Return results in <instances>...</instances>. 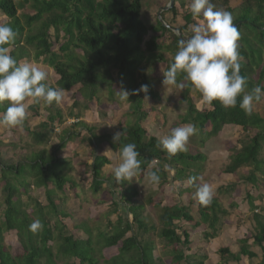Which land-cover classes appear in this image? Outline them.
I'll return each mask as SVG.
<instances>
[{
  "label": "trees",
  "instance_id": "obj_1",
  "mask_svg": "<svg viewBox=\"0 0 264 264\" xmlns=\"http://www.w3.org/2000/svg\"><path fill=\"white\" fill-rule=\"evenodd\" d=\"M144 1L0 0V15L6 18V23L10 24L17 34L10 54L18 62L32 58L35 63L41 62L48 66L57 77L55 83L47 81L48 85L53 88H64L65 93H74L75 101L69 117L77 121L73 125V130L70 127L59 133L58 145L54 146L51 137L55 126L64 122L61 108H57L58 104L55 102L47 104L31 101L27 108L30 116H27L22 126L10 128L13 132L15 128H20L30 133L34 147L41 150H37L27 160L16 165L5 164L0 160V164H3V169L0 170L4 180L3 191L6 194L4 221L0 222V264H43L42 261L44 264H58V262L100 264L101 261L103 264H148L144 249L149 248L151 254L155 250L153 243L150 245L148 243L151 242L143 238L150 232L149 230L155 232L156 227H150L140 221V218H144L145 206L135 200L136 191L124 190L125 180H113L115 189L122 191L119 198L121 205L113 202V206L122 207L123 211L132 215L134 225L138 228V236L133 233L134 228L130 222L123 219H118L115 225H109L113 231L111 235L99 233L106 237L103 242L101 238L99 241L96 237L93 238L89 228L77 227L78 232H84L87 236L83 238L70 233L63 224L61 219L67 215L59 213L53 199L57 196V192H64L67 186L73 190L77 185L69 176L72 171L71 163L58 158L57 154L66 145L71 144L81 130H86L89 134V139L82 141L90 142L99 153L94 157L91 165V189L94 194H99L103 184L108 182L103 176V170L111 162L104 155L105 149H110L114 153L119 152L126 143H135L137 146L142 159V170L139 174L141 177L159 169L161 180L157 187L165 195V190L168 189L166 185L169 183L168 167L175 171L172 179L175 182L183 183L190 177H198L201 166L197 163L204 161L203 155L192 154L188 150L170 156L157 146L159 139L149 136L147 128L141 125V122L147 118V114L141 110L143 100L159 99V95L154 93L153 86L147 79L145 68L154 63L157 65L164 63V72L168 70L173 59L167 61L162 51L171 53L174 57L180 43L179 37L170 29L163 27L158 20L155 29L151 27L152 37L146 41L149 29L141 19ZM179 1L183 0H175V3ZM212 3L216 8L233 14L234 23L240 32L238 45L240 55L243 57L240 61V74L247 80L246 94L257 85L262 86L264 81V0H244L237 8L230 7L229 0H212ZM27 10L28 12H25ZM182 13L181 19L184 25L179 27L178 31L188 39L192 36V33L188 32L189 26L195 24L196 19L200 17H194L188 9ZM167 14H172L176 19L179 14L177 7L174 5V8L164 13L162 17L165 18ZM182 78L183 74L177 77L178 80ZM145 84L148 85V92L138 91L141 85ZM116 85L120 89L127 87L131 91L130 110L136 120L120 128L119 133L122 134L115 142L116 133L96 135L93 128L87 127L80 121L81 114L78 110H87L91 103L98 104L100 94L104 91H108L113 100L116 95ZM191 90V86L185 87L184 101L187 102L188 108L181 117L180 124L182 126L192 124L198 129V135L202 136L201 146H204L207 140L218 137L226 128H240L246 139L240 141V149L229 157L225 174L235 175L242 169L250 168L251 171L244 181L257 189L258 175L264 177V161L260 160L264 148V117L253 111L249 115L242 110L239 107L242 97L238 98L236 107L226 108L218 101H213L209 103L208 110L198 111L189 100ZM7 106V102L0 103V115L6 111ZM42 109L47 111L43 121L39 120L42 119ZM34 118H39V121L37 129L32 130L29 123ZM250 135L252 137H249ZM16 140H19L18 137ZM3 145L0 142V148ZM8 147L15 149L17 143L13 141ZM154 164L157 167L149 170ZM164 166H168L167 169ZM24 169L29 172H25ZM11 175L16 178L13 182V179L9 180ZM25 175L33 180L31 185L28 178H25L27 180L25 195L29 193L30 188L36 187L45 190L48 201L46 206L34 202L33 216L43 224L42 230L38 232L29 229V215L24 214L21 217L16 209L24 205L15 201V198L20 195L19 186H22L19 184V176L25 177ZM193 189H196L195 186H192V189L179 191L180 198L183 195L188 197L187 205L180 201L164 206L165 202L160 197L148 201L149 205L160 211V231L157 236L171 247L169 252L171 264H207V256L199 258L193 251L192 232L195 230L196 237L202 236L206 241L216 238L219 232L218 201L213 199L207 206L198 201L197 205L191 206L190 196L195 192ZM246 198L250 212L258 211L259 207L254 204L255 199L249 194ZM134 204L140 205L141 214H133L138 211L137 205ZM25 215L28 218L21 222ZM254 218L257 224L255 234L250 238L238 240L237 253L231 250L229 244L221 245L216 253L220 259L218 264H243L245 260H256L258 256L252 248L261 250L263 257L258 264H264V219L260 215H255ZM26 223L29 233L24 232L23 226ZM14 231L17 232L24 252L22 257L16 259L12 258L3 245V235ZM128 234L132 235L127 237ZM93 245L98 249L96 252L98 258H95L96 255L93 257L90 255L93 252L91 250ZM133 251L135 255H129Z\"/></svg>",
  "mask_w": 264,
  "mask_h": 264
},
{
  "label": "rangeland",
  "instance_id": "obj_2",
  "mask_svg": "<svg viewBox=\"0 0 264 264\" xmlns=\"http://www.w3.org/2000/svg\"><path fill=\"white\" fill-rule=\"evenodd\" d=\"M243 1L244 0H229L230 7L237 8L243 3ZM168 4L169 0L144 1L141 19L149 29L146 41H149L150 37L153 35L151 27H156L159 11L164 9ZM190 4L191 0H183L175 3L179 13L176 19L173 18L172 14H167L165 18H163L162 15L164 13H168V11L162 12L161 17L169 27L174 30H178L179 27L184 25V22L181 19L183 16L182 12H186L187 9L188 11H191L189 9ZM25 12H28V10ZM201 18L202 17L196 19L195 23H198ZM6 22V18L0 15V23ZM22 25H24L23 22ZM188 32L192 33L191 25L188 28ZM162 53L167 61H171L173 59L171 53H164L163 51ZM22 62L35 63L32 61V58L23 60ZM35 64L41 66L48 72V82L55 83L57 77L48 66L41 62ZM164 65V63L161 65L154 63L150 66H146L145 73H147V79L150 84H152L154 93L159 95V99L153 101L152 99L145 98L141 109L147 114V118L141 122V125L147 128L149 136H155L159 140L169 135L172 128L182 126L180 124V119L185 115L188 108L187 102L184 101L185 88L180 90L173 86L163 85ZM262 86H264V81ZM121 91H127L129 93L128 99L121 98ZM73 94V92L65 93L64 99L57 105V108H61L64 122L62 125L55 126L54 134L51 137V142L55 144L54 146L58 145L59 133H62L63 129L70 127L73 130V125L77 122L69 117V113L72 110V105L75 101ZM130 94L131 91L127 87L120 89L119 86L116 85V95L112 100L109 92L104 91L100 94V101L98 104L91 103L89 104V108L87 110H78L81 114L80 121L84 122L87 127L93 128L96 135L114 134L120 132L121 127L134 123L136 120L130 110ZM188 97L198 111H205L209 109V103L204 101L199 91L194 88H192ZM30 103L31 101L28 102V106ZM82 103L86 104L84 101ZM41 111L42 119H38L43 121L46 118L47 111L43 109ZM253 112L264 117V102L256 104ZM28 115L30 116L29 113ZM38 119L34 118L29 123L32 130L37 129ZM14 131L15 132H13V130L11 131L8 127L0 126V142L4 144L0 148V160L5 164L16 165L18 162L27 160V158H29L34 152H37V150H41L40 148L37 149L34 147L30 133H26L20 128H15ZM16 137H18L19 140H16ZM249 137H252V135ZM82 139H89V134L86 130H81L75 140H73L71 144L66 145L64 149L57 154L58 158L68 160L71 163L72 171L69 173V176H71L77 185V187L73 190L67 186L64 192H57V196L53 199L54 203L58 207L59 213L67 215V217L64 218L61 217L63 224L67 227L70 233H75V236L83 238H86L87 236L84 232H78L77 227L84 226L86 229L89 228L93 238L96 237L98 241L101 238L103 242L106 237L104 234L99 235V233L104 232L108 234V236L111 235L113 231L109 225H115L118 219H123V221L130 222L131 226L134 228L133 233L138 236V228L137 225H134L132 215L123 211V209H121L122 207L115 208L113 206V202L120 203L119 198L122 193L119 189H115L113 183V180L116 179L114 177V167L120 162L119 152L114 153L112 151H108L110 149H105L104 155L108 157L111 162V167L106 166L103 170V176L105 177V180H108V182L103 184L99 194H94L91 189V165L94 157L99 153L98 150L91 146L90 142H87L86 140L82 141ZM201 139L202 136H199L198 133L191 137L188 143V150L192 154L198 153L205 157L204 161L197 163V165L201 166L198 177L202 178V181H197V183L207 182L213 187L215 192L213 199L218 201L221 213H218L220 223L217 226L219 232L216 238L210 241L204 240L202 236L197 238L196 231L193 230L192 248L194 253L199 258L207 256V264H218L220 263V259L216 253L221 245L229 244L231 246V250L234 253H237V246H239L237 244L238 240L244 237H251L256 232L257 224L254 220V216L260 215V217H263L264 219V177L262 175H258L259 182L256 189V187L246 184L244 181L245 177H247L251 171L250 168L242 169L235 175L225 174V169L229 163V157L234 153V151L240 149V141H244L246 139L240 128H226L221 134H219L218 137L207 140L204 146L200 145ZM13 141L17 143V147L15 149L8 147V145ZM260 160L264 161V148L260 155ZM2 167L3 164H0V170L3 169ZM155 167H157L156 164L151 166L149 170L155 169ZM167 167L168 166H164L166 169ZM167 170V179L169 180V183L166 185L168 188L165 190L166 195L164 192L159 190L157 186L148 182L146 174H144L143 177L137 175L134 180L131 181L125 180L126 184L124 186V190H131V192L136 191L137 198L135 200L138 201L140 205L145 206L144 218H140V221L150 227H156L155 232L149 230L150 232L143 238V240L151 242L148 244L151 245L153 243L155 250L151 254V251L148 250L149 248H143L145 250L144 255L148 264H171V256L169 254L171 247L167 246L164 240L157 236V233L160 231V211H158L154 206L149 205L148 201L155 200L156 197H160V199L165 202L164 206L167 204L173 205L176 202L179 203L180 201H183V203H186L187 205L189 203L187 201L188 197L183 195V197L180 198L179 191L187 188L192 189V186H195L194 184H189L188 180L183 183L173 181L172 179L175 175V171L169 169V167ZM20 171L23 172V170ZM24 171L29 172L26 169H24ZM1 173L2 172L0 171V222H3V215L5 211L4 200L6 199V194H4L3 191L4 180ZM26 175L25 177L19 176V184L22 186H19L20 195L16 196L15 201H19L24 204L21 208L16 207L17 213L21 214V217H23L24 214H28L31 224L36 219L33 216L35 211L34 202L40 203L42 206H46L48 201L45 196V190H39L36 187L30 188L29 193L25 195L24 191L27 180L31 185L33 182L32 178H28L29 176L26 177ZM10 178L13 179L12 182L16 179L12 177V175L9 176V180ZM25 178L28 179L25 180ZM15 184H17L16 181ZM193 190L196 191V189ZM247 194L251 195L255 199L254 204L259 207L258 211L250 212V207L246 198ZM190 198L192 202L191 206L197 205L198 200L195 197V192H192ZM123 204L127 207L125 203ZM17 205H19V203ZM140 205H137L138 211L133 213L134 215L142 213V209L139 207ZM26 215L21 222L28 218V215ZM196 220H198V216H196ZM23 228L25 229L24 232L27 233V223L23 226ZM131 235L132 234H128L127 237ZM3 239L5 250L11 254L12 258L16 259L24 255L16 231L5 233L3 235ZM144 245L145 244H143V246ZM91 250H93V252L92 254L90 253V255L93 257V255H96L98 249L95 245H93ZM254 251L258 258L253 261L245 260L243 264H258L261 262L263 257L261 250L254 248ZM129 255L134 256L135 252L133 251ZM95 258H98V256L96 255ZM42 263L44 264L43 261ZM58 264L60 263L58 262ZM100 264H103V261H101Z\"/></svg>",
  "mask_w": 264,
  "mask_h": 264
},
{
  "label": "clouds",
  "instance_id": "obj_3",
  "mask_svg": "<svg viewBox=\"0 0 264 264\" xmlns=\"http://www.w3.org/2000/svg\"><path fill=\"white\" fill-rule=\"evenodd\" d=\"M190 10L194 17L202 18L191 25L192 36L180 40L172 63L163 72V85L180 90L191 86L199 91L204 101H218L226 108L236 107L238 98L242 97L239 107L250 115L256 104L264 102V86L257 85L245 94L247 80L240 74L243 59L238 45L240 32L233 14L216 8L212 0H191ZM16 35L10 24L0 23V103L8 105L0 115V126L8 128L23 125L29 101L59 104L66 92L64 88L48 85V72L44 68L32 62H18L10 54ZM180 74H183L182 80L177 79ZM148 90L145 84L138 91L147 93ZM120 95L122 99L129 97L127 91H121ZM197 133L198 129L192 124L177 126L161 138L157 146L170 156L187 152L190 138ZM121 134H115V142ZM119 160L114 167L116 180L131 181L141 173L142 159L135 143H126L119 149ZM146 178L150 184L159 185V169L148 172ZM197 181L202 178L190 177L188 183L195 185L196 199L207 206L214 198V189L207 182ZM42 228L39 219L29 225L33 232Z\"/></svg>",
  "mask_w": 264,
  "mask_h": 264
},
{
  "label": "water",
  "instance_id": "obj_4",
  "mask_svg": "<svg viewBox=\"0 0 264 264\" xmlns=\"http://www.w3.org/2000/svg\"><path fill=\"white\" fill-rule=\"evenodd\" d=\"M174 5H175V0H169V4L164 8L162 9L161 11H159V14H158V21L163 25V27L167 28V29H170L172 32H174L175 35H177L179 37V39H185L178 30H174L172 29L171 27H169L165 22L164 20L162 19L161 17V13L162 12H166V11H169L171 9L174 8Z\"/></svg>",
  "mask_w": 264,
  "mask_h": 264
},
{
  "label": "crops",
  "instance_id": "obj_5",
  "mask_svg": "<svg viewBox=\"0 0 264 264\" xmlns=\"http://www.w3.org/2000/svg\"><path fill=\"white\" fill-rule=\"evenodd\" d=\"M245 238V237H244ZM244 238H240V239H244ZM248 238H250V237H248ZM251 243V242H250ZM252 251L255 253V251H254V248H252Z\"/></svg>",
  "mask_w": 264,
  "mask_h": 264
}]
</instances>
